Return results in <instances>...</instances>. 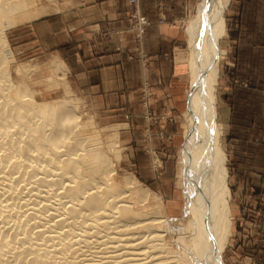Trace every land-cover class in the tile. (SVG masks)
I'll use <instances>...</instances> for the list:
<instances>
[{
	"label": "bare ground",
	"instance_id": "6f19581e",
	"mask_svg": "<svg viewBox=\"0 0 264 264\" xmlns=\"http://www.w3.org/2000/svg\"><path fill=\"white\" fill-rule=\"evenodd\" d=\"M46 1L35 8L38 0H0V264H223L231 216L216 87L230 0H197L186 28L176 227L144 209L147 192L134 175L116 180L100 140L68 100L39 102L9 77L4 31L49 14ZM52 65L67 70L57 57Z\"/></svg>",
	"mask_w": 264,
	"mask_h": 264
},
{
	"label": "rangeland",
	"instance_id": "374dc122",
	"mask_svg": "<svg viewBox=\"0 0 264 264\" xmlns=\"http://www.w3.org/2000/svg\"><path fill=\"white\" fill-rule=\"evenodd\" d=\"M140 1L138 0L137 3L131 4V0H125L128 9L123 20V28L120 30H106L102 33L106 38L114 35L117 41L124 40V43L128 44V46L124 45V50L128 52L131 51L130 44L133 43L134 50L141 59V64H144V55L141 47L151 20L141 11ZM196 1L189 0L188 9L184 11L178 22L182 34L184 22L186 33L188 21L195 14ZM51 2L53 4L48 7L50 9L49 14L17 22L5 29L4 39L8 49L7 52L10 55L9 77L25 83L26 89L39 102L55 99L68 100L80 115L81 120L91 125L87 131L94 132L100 140L104 152L114 165L116 180L122 181L127 174L134 175L141 184V187L139 186L137 189L144 188L147 192L146 199L143 201L145 202L144 209L160 217L162 216L161 219H165L168 225L176 227V219L183 215V201L180 186L178 185L177 172L179 148L186 134V111H182L183 114L180 115L178 120L180 122L178 125L180 126L175 147L172 148L170 153L161 156L152 150L149 159L151 168L150 170L147 167L144 168L145 171H151V175L155 177V181L158 184L153 185L148 182H142L139 175L134 171L133 163L138 164L144 159L139 156V150L132 157V151L129 149L124 136L131 114L125 110L105 108L106 104L103 103L101 98L96 95L91 97L84 94L82 86L80 87L81 92L77 91L75 83L72 84L70 81L68 70L62 75L54 70L52 59L57 57L65 63L66 61L63 59H65L66 55L69 56V51L73 49L71 46L59 45L60 43H66V36L60 31L64 29V24H67L68 17L73 16V23L76 19L73 14L74 9L69 10L70 7L75 5L73 0H51ZM46 4H50V2L38 0L35 8L37 5L43 8V5ZM233 6L234 1L230 0L223 13L227 36L225 35L226 37L224 36L220 40V46L225 49V55L219 64L216 87V112L217 120L222 125L223 135L221 139L226 155L231 216L230 232L222 253V261L223 264H264V184H260L262 178L260 168L262 169L264 154H262V150L255 147L256 143L264 142V62L259 61L258 54H256L257 72H254L257 75L255 77L252 76L250 79H232L233 82L240 86H246L249 81L254 86H251L252 90H248L250 92L246 93L249 94L247 97L243 92L236 93V101L240 106L239 112L243 113V118L242 114L238 118L236 112L234 120L231 119L232 125L231 131H229L224 117L222 93L227 88L231 90V10ZM136 13L139 18H135ZM140 21L143 23L140 24ZM162 21H164L163 17L158 19V22ZM139 26H144L143 30H140ZM77 27L79 28V26ZM182 43L183 53L186 50L184 34ZM117 48H120V45ZM58 54L62 56L65 54L64 58L62 59ZM129 54L128 58L131 59L132 53ZM49 61L51 62L50 64ZM65 67L67 68V66ZM143 67L145 66L143 65ZM184 72L186 77V68ZM226 73L229 76L223 75ZM77 85L79 87V84ZM185 87L187 88L186 91H188L187 82ZM139 90L140 110L137 114L144 119L147 126L150 124L153 127H157L163 119H168V114L165 116V114L156 113L150 108L148 101L150 89L147 80H142ZM186 94L188 95V92ZM252 121H256L257 124L255 126L246 124ZM246 128H249V130ZM144 136L148 137L147 133ZM228 136H231V156L227 151L226 145ZM115 156L119 157L115 158ZM254 170H257V172Z\"/></svg>",
	"mask_w": 264,
	"mask_h": 264
},
{
	"label": "crops",
	"instance_id": "0c3cea01",
	"mask_svg": "<svg viewBox=\"0 0 264 264\" xmlns=\"http://www.w3.org/2000/svg\"><path fill=\"white\" fill-rule=\"evenodd\" d=\"M73 1L75 5L69 10L74 9L73 14L76 20L73 23V16L68 17L67 24H64V29L60 31L66 36V43L59 44L71 46L73 49L69 51L70 55H66L65 59H63L65 54L58 55L66 61L68 76L72 84L75 83L77 86L78 92H81L82 86L84 94L101 98L106 104L105 108L125 110L131 114L127 131L124 133L125 141L132 151V157L139 150V156L144 159L138 164L133 163L134 171L142 182L157 185L151 171H145L144 168L147 167L149 170L151 168L149 159L152 150L161 156L170 153L175 147L180 126L178 120L186 111L185 83L187 82L188 87L189 51L184 22L182 31L186 50L182 53L183 34L178 22L184 11L188 9L189 0L140 1L141 11L151 20L141 47L144 64H141L133 43L130 44L131 51L128 52L124 50V45L128 46L124 40L117 41L114 35L106 38L102 33L106 30L123 28V20L128 9L125 0ZM233 1L231 81L233 78L250 79L257 75L254 72H257L256 54L259 61L264 62V0ZM161 17L164 21L158 22ZM118 45L120 48H117ZM129 53H132L131 59L128 58ZM185 68L187 69L186 77ZM223 75L229 76L228 73ZM143 79L149 83L150 108L156 113H162L165 116L168 114V119H163L157 127L150 124L147 126L144 119L137 114L140 110L139 88ZM251 83L249 81L246 86H240L232 81L231 90L226 87L228 90L222 93L224 117L229 131H231V119L235 117L236 112L238 118L241 114L243 118V113L239 112L240 106L236 101V93L243 92L246 97L249 96L246 93L252 90L250 86L254 85ZM246 124L255 126L257 123L252 121ZM246 129L249 130V128ZM145 133L148 137L144 136ZM226 142L227 151L231 156V136H228ZM255 147L262 150L264 154V142L256 143ZM254 171L257 172V170ZM260 174L262 175L260 184H264V162L262 169L260 168Z\"/></svg>",
	"mask_w": 264,
	"mask_h": 264
},
{
	"label": "built area",
	"instance_id": "2783aa9c",
	"mask_svg": "<svg viewBox=\"0 0 264 264\" xmlns=\"http://www.w3.org/2000/svg\"><path fill=\"white\" fill-rule=\"evenodd\" d=\"M138 2V0H131V4L132 3H137ZM142 20V19H141Z\"/></svg>",
	"mask_w": 264,
	"mask_h": 264
},
{
	"label": "trees",
	"instance_id": "16d2710c",
	"mask_svg": "<svg viewBox=\"0 0 264 264\" xmlns=\"http://www.w3.org/2000/svg\"><path fill=\"white\" fill-rule=\"evenodd\" d=\"M251 87V86H250Z\"/></svg>",
	"mask_w": 264,
	"mask_h": 264
}]
</instances>
